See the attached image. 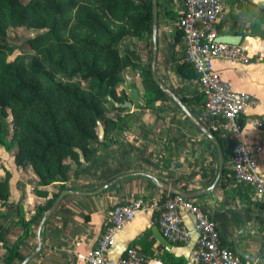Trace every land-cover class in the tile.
Listing matches in <instances>:
<instances>
[{"label": "crops", "instance_id": "obj_1", "mask_svg": "<svg viewBox=\"0 0 264 264\" xmlns=\"http://www.w3.org/2000/svg\"><path fill=\"white\" fill-rule=\"evenodd\" d=\"M155 1V39L152 35L149 47L143 48L145 58L152 62L155 42L156 77L167 90L165 97L156 103L155 108H144L140 74L121 73L122 82L117 92L125 93L131 102V117L113 132L115 141L110 146L101 148L69 176L62 191L77 194L67 195L60 201L42 226L40 242L37 240L40 221L29 236L21 240L20 254L24 259L30 257L26 264H87L88 253L105 231L110 210L135 201H141L140 209L136 217L118 232L110 253L113 260L122 256L126 248H135L146 259L145 264H168L166 253L183 258L185 264H199L191 259L199 236L191 214H182L183 224L189 230V239L185 243L172 244L171 250L167 251L155 239L152 229H159L161 208L169 194L158 184L185 193L209 189L218 176V148L221 153L222 149L217 138H223V133L220 120L204 109L205 98L197 79H184L175 71L183 62L185 52L182 37L176 42L182 0ZM249 2L264 8V0H227L225 16L219 22L218 30L222 34L241 36L240 45L246 50V47L250 48L247 50L250 62L233 64L218 59L214 68L236 91L249 93L259 101L255 108L242 116L245 122L243 134L248 143L262 141L258 171L264 175V127L258 129L249 122L256 118L264 124V41L257 38L261 42L253 44L252 37L240 33L249 30L256 19ZM231 156L232 153L223 159L222 174L213 191L190 199L210 215L221 233L224 246L232 248L242 261L264 264V202L257 201L253 193H243L246 199H242L233 191L235 186L229 178ZM6 173L11 175L10 206L0 205V228L5 239L14 243L21 231L12 222L18 209L28 220L38 204H44L58 192V184L37 186L31 167H17L12 155L0 147V178ZM114 180L118 181L96 193ZM222 181L229 182L226 190ZM38 191L47 195L39 196ZM4 251L0 242V255Z\"/></svg>", "mask_w": 264, "mask_h": 264}, {"label": "trees", "instance_id": "obj_2", "mask_svg": "<svg viewBox=\"0 0 264 264\" xmlns=\"http://www.w3.org/2000/svg\"><path fill=\"white\" fill-rule=\"evenodd\" d=\"M251 5L256 19L248 33H240L264 38V8ZM11 26L44 32L29 40L34 54L29 60L20 55L9 61L7 48L0 46V147L12 155L17 167H31L37 186L58 184V192L38 204L28 220L18 209L13 222L21 231L14 243L5 239L0 228L5 250L0 264L24 260L21 240L52 206L69 176L101 148L110 146L115 141L113 132L130 119V109L116 108L111 103L129 101L125 93L117 92L122 82L120 74L126 70L140 72L144 108H155L165 97L152 79L149 59L143 64L135 48L130 47L124 55L118 48L127 37L149 47L152 0H30L26 4L22 0H0L1 39ZM65 32L68 39L63 38ZM181 37L178 30L176 42ZM175 71L184 79H197L185 62ZM9 115L14 144L3 135L2 119ZM241 120L244 125V118ZM99 123L104 128L102 138ZM222 133L223 138L217 139L226 160L232 153V142ZM10 179L8 173L0 178V205L5 208L10 206ZM228 184L222 181L224 190ZM233 191L242 199H246L243 193H253L245 185L235 186ZM37 195L47 193L38 191ZM165 260L168 264H185L183 258L170 253H166Z\"/></svg>", "mask_w": 264, "mask_h": 264}, {"label": "built area", "instance_id": "obj_3", "mask_svg": "<svg viewBox=\"0 0 264 264\" xmlns=\"http://www.w3.org/2000/svg\"><path fill=\"white\" fill-rule=\"evenodd\" d=\"M227 0H182L177 28L182 34L185 52L183 62L189 64L205 98L204 109L220 120V129L232 142L230 181L233 186H248L259 202H264V175L258 171V158L263 151L261 140L248 143L244 138L242 116L255 108L259 101L246 92L236 91L215 70V60L233 64H248L251 56L242 45L217 42L218 24L223 18ZM261 129V120H249ZM141 201L113 207L96 246L87 255V264H145L146 259L135 248H126L124 254L113 260L110 253L118 232L132 221ZM189 213L195 221L199 236L191 259L199 264H251L242 261L236 252L222 244L221 233L210 215L190 198L169 193L161 208L158 226L171 244H183L189 239V230L183 224L182 214Z\"/></svg>", "mask_w": 264, "mask_h": 264}, {"label": "water", "instance_id": "obj_4", "mask_svg": "<svg viewBox=\"0 0 264 264\" xmlns=\"http://www.w3.org/2000/svg\"><path fill=\"white\" fill-rule=\"evenodd\" d=\"M152 35H153V40L155 39V34H156V26H157V4L155 0H152ZM217 42L219 43H224V44H229V45H240L242 42V37L241 36H237V35H226V34H222L217 38ZM155 54H156V46H155V42L153 45V59L151 62V73H152V79L153 81L163 90V92H167V90L162 86V84L158 81L157 77H156V69H155ZM111 103L114 105V107L116 108H128L130 109L132 107L131 102L129 101H125L122 103L116 102L111 100ZM185 110V108H183ZM185 112L191 117V115L185 110ZM193 120L194 118L191 117ZM195 121V120H194ZM100 126V137L102 138L104 136V129L101 126V124L99 123ZM218 152H219V159H220V168H219V172H218V176L217 179L215 181V183L207 190H202V191H197V192H192V193H185V192H181L178 191L172 187H169L166 184H158L159 187L164 190L167 191L173 195H179V196H183L185 198H193V197H197L200 196L202 194H207V193H211L214 189V187L216 186V184L218 183L221 174H222V153L221 150L218 148ZM80 157L82 158V156L80 155ZM127 176H121V178H125ZM116 181L118 180H114L113 182H110L109 184L105 185L104 187H102L101 189H99L96 193L102 192L105 189H107L108 187H111ZM70 194H77L76 192H71V191H67L64 190L62 191L58 197L56 198V200L54 201V203L52 204V206L43 214L39 226H38V230H37V240L38 243L40 242V235H41V229L43 224L45 223V221L47 220V218H49L53 212L56 210L57 206L59 205L60 201L67 195ZM153 235L155 237V239L158 241V243L167 251H170L172 248V244L170 242H168L163 235L161 234L160 230L158 228H153L152 229ZM39 247L36 249L34 255L38 252ZM30 259V257L24 259L21 264H26L28 262V260Z\"/></svg>", "mask_w": 264, "mask_h": 264}, {"label": "rangeland", "instance_id": "obj_5", "mask_svg": "<svg viewBox=\"0 0 264 264\" xmlns=\"http://www.w3.org/2000/svg\"><path fill=\"white\" fill-rule=\"evenodd\" d=\"M29 1L30 0H22V2L24 4L28 3ZM73 24H74L73 22L70 23V25H73ZM261 28H262V30H264V24L261 25ZM249 30H246L245 33H248ZM42 32H44V30L28 28V27L11 26L7 29L6 36L2 39L0 38V46L3 45L7 48V51H8L7 52L8 53L7 59L9 61L14 60L17 56H20V55H24L27 58V60H29L34 55L32 49L29 46V40L36 37L38 34H40ZM251 37H252L251 41L253 44H258L259 42H261L260 40L264 41V38L260 37L259 35H257V36L255 35V36H251ZM63 38L68 39V33L67 32H65L63 34ZM257 38H259L260 40L259 41L256 40ZM130 47L136 49V52L141 59L140 62H142L143 64L145 61L147 62V58H145V53H144V48H145L144 43L140 42L139 40H137L136 38H133V37L125 38L122 45L118 47L120 55L126 54L127 51L130 50L129 49ZM246 48H247V50L250 49L248 47H246ZM124 72H130V73H132V76H134L136 74H140V72L134 71V70H126ZM129 76H131V75H129ZM8 112H9V110H8ZM11 120H12V117L10 115L8 117L2 119L3 135L7 138V140L11 144H14V140L12 139ZM99 136H100V126H99ZM12 222H13V219H12Z\"/></svg>", "mask_w": 264, "mask_h": 264}]
</instances>
